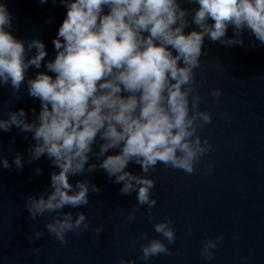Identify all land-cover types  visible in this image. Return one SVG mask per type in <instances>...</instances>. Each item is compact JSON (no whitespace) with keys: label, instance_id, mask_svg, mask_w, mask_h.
<instances>
[{"label":"clouds","instance_id":"clouds-1","mask_svg":"<svg viewBox=\"0 0 264 264\" xmlns=\"http://www.w3.org/2000/svg\"><path fill=\"white\" fill-rule=\"evenodd\" d=\"M59 2L67 12L53 40L56 55L43 63L46 71L27 80L28 94L40 100L41 110L31 123L24 109L9 112L8 119L0 118V130L11 131L15 126L32 133L36 143L29 162L46 155L59 169L51 173L47 196L31 195L25 207L33 220L55 213L45 229L63 246L68 233L89 229L84 212L74 217L63 209L86 206L89 192L100 191L87 180H78L73 191L70 176L99 167L110 179L115 177V183H122V195L137 193V204L127 217L135 220L140 207L151 212L157 204L152 197L155 181L149 173L158 164L189 175L197 171L198 162L212 150L199 134L212 123V116L200 109L203 97L195 72L201 66L205 38L225 47L243 45L247 29L264 44V0H187L197 5L192 9L182 7L184 0ZM105 8L109 9L106 14ZM193 25V30L185 31ZM229 26L232 37H227ZM11 28L12 16L6 4L0 3V86L10 84L15 95L29 69H40L48 53L44 41L17 39L6 30ZM210 94L219 102L222 92L212 89ZM32 112L35 115V109ZM115 149L118 154L106 155ZM92 155L105 158L99 165L89 164ZM13 163L22 168V157L17 155ZM129 163L139 165L141 174L127 171ZM0 164L11 167L6 158ZM152 219L149 215L148 220ZM104 227L94 229L97 237ZM153 227L162 238L141 245L145 261L170 255L169 245L176 242L171 220ZM43 235L44 231H35L31 239ZM140 238L147 239V234ZM222 239L205 240L200 255L214 259L213 250ZM120 264L135 261L121 260Z\"/></svg>","mask_w":264,"mask_h":264}]
</instances>
